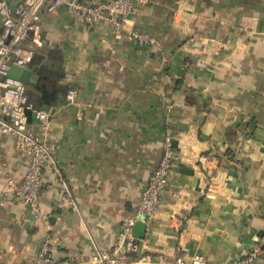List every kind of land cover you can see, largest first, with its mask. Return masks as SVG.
<instances>
[{
    "label": "crops",
    "instance_id": "1",
    "mask_svg": "<svg viewBox=\"0 0 264 264\" xmlns=\"http://www.w3.org/2000/svg\"><path fill=\"white\" fill-rule=\"evenodd\" d=\"M42 13L25 43L36 51L25 86L53 114L46 140L59 174L43 171L46 223L4 196L0 262L21 264L49 231L56 258L89 260L111 248L168 142L177 153L172 173L132 255L199 252L211 264L245 255L264 234V0H144L132 19L156 37L153 46L89 25L65 6ZM2 120L0 183L26 171ZM30 129L40 131L34 118Z\"/></svg>",
    "mask_w": 264,
    "mask_h": 264
},
{
    "label": "built area",
    "instance_id": "2",
    "mask_svg": "<svg viewBox=\"0 0 264 264\" xmlns=\"http://www.w3.org/2000/svg\"><path fill=\"white\" fill-rule=\"evenodd\" d=\"M142 1L23 0L16 6H10L6 0H0V113L9 119L1 121V131L15 137L16 146L26 159L23 177H10L0 183V203L5 202V195L12 193L16 202L30 205L36 217L46 223L47 215L40 205L43 171L48 166L52 167L54 173L59 174L55 144L46 140V136L54 127L53 114L36 107L26 91L25 83L9 75L13 65L25 67L35 56V49L27 48L25 43L29 36L38 30L43 15L42 8L53 12L65 6L73 17L82 19L89 25L109 24L116 37L126 35L141 45L153 46L157 43L156 37L140 29L132 19L136 5ZM75 95V91H69L68 101H75ZM99 113L100 111L97 115ZM32 118L39 124L38 133L30 129ZM176 155L172 143L168 142L158 167L150 174L136 214L128 217L111 248H97L89 260L78 255L56 258L52 254L55 236L49 231L39 250L34 255L27 256L21 264H211L207 257L199 252L159 258L151 253L132 255L139 247L132 228L137 221L147 222L155 216L162 203V192L168 185ZM65 197L74 204L70 193H66ZM263 253L264 234L247 249L245 255L235 258L231 264H255ZM0 264L12 263L1 261Z\"/></svg>",
    "mask_w": 264,
    "mask_h": 264
},
{
    "label": "water",
    "instance_id": "3",
    "mask_svg": "<svg viewBox=\"0 0 264 264\" xmlns=\"http://www.w3.org/2000/svg\"><path fill=\"white\" fill-rule=\"evenodd\" d=\"M35 57V56H34ZM34 60V58L29 62V64ZM28 64V65H29ZM9 75L12 77H15L17 79H20L24 83L29 82L31 80V72L29 70V67H22V66H16L13 65L9 71ZM192 172V171H190ZM147 230V223L143 220L137 221L133 228L132 233L136 237H144L146 235Z\"/></svg>",
    "mask_w": 264,
    "mask_h": 264
},
{
    "label": "rangeland",
    "instance_id": "4",
    "mask_svg": "<svg viewBox=\"0 0 264 264\" xmlns=\"http://www.w3.org/2000/svg\"><path fill=\"white\" fill-rule=\"evenodd\" d=\"M144 1V0H143Z\"/></svg>",
    "mask_w": 264,
    "mask_h": 264
}]
</instances>
